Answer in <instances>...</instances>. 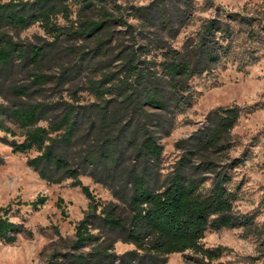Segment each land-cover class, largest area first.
I'll use <instances>...</instances> for the list:
<instances>
[{
	"label": "trees",
	"instance_id": "trees-1",
	"mask_svg": "<svg viewBox=\"0 0 264 264\" xmlns=\"http://www.w3.org/2000/svg\"><path fill=\"white\" fill-rule=\"evenodd\" d=\"M212 7L209 0H0V144L12 153L35 151L26 163L39 178L70 179L88 200L69 250L54 251L44 264H166L185 250L211 264L225 248H204L205 231L252 225L253 216L234 210L231 185V171L248 154L218 157L231 149V130L249 107L210 109L205 124L176 143L172 171L160 174V140L200 95L193 80L228 64L244 72L264 57L263 6L199 15ZM33 24L53 40L16 35ZM61 36L80 41L71 47L74 67L86 63L99 73L86 81L90 100L66 97V71L44 67ZM81 175L113 200L99 201ZM45 201L37 195L23 204L36 209ZM21 230L0 214L1 241L14 242ZM116 240L134 248L117 254Z\"/></svg>",
	"mask_w": 264,
	"mask_h": 264
},
{
	"label": "rangeland",
	"instance_id": "rangeland-1",
	"mask_svg": "<svg viewBox=\"0 0 264 264\" xmlns=\"http://www.w3.org/2000/svg\"><path fill=\"white\" fill-rule=\"evenodd\" d=\"M146 4L150 0H128ZM214 7L199 15L214 16L216 7L220 11L239 10L244 5L258 4L264 7V0H209ZM75 15L72 16L74 18ZM63 23L62 20H60ZM15 34L14 32H12ZM16 35L25 41L41 43L53 37L33 24ZM180 35L178 41L181 39ZM75 42V43H73ZM73 41L59 37L54 42V51L44 67L47 72L60 74L66 71L67 81L63 85L66 97L76 93L82 101L92 99L84 87L91 77H98L96 68L84 63L81 69L74 67L77 55L72 52ZM200 92L194 105L185 114L176 118L174 129L160 140L162 154L160 174L170 173L181 150L176 143L205 124L204 116L216 106L238 105L249 107L242 110L236 125L231 130L232 146L229 151L218 154L223 162L232 157L248 158L231 171L232 187L237 198L233 203L237 213L253 216L250 227L209 229L205 231L201 244L204 248L224 247L222 254L211 264H264V57L246 71H237L228 64L217 69L213 77L198 78L192 82ZM18 131V127L9 123ZM37 153H12L10 147L0 144V214L20 223L22 230L12 243L0 240V264H44L54 251H67L74 239V227L87 211L88 200L80 187L72 186L71 180L51 184L39 178L27 165L28 158ZM226 157H229L226 158ZM222 162V163H223ZM81 182L87 185L93 195L105 203L113 200L110 191L89 176L81 175ZM37 195L46 197L43 205L33 209L29 202ZM130 243L116 240L117 254L133 249ZM207 259L190 250L168 255L166 264H206Z\"/></svg>",
	"mask_w": 264,
	"mask_h": 264
}]
</instances>
